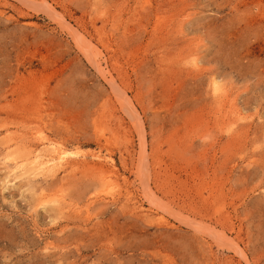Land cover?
I'll list each match as a JSON object with an SVG mask.
<instances>
[{
	"label": "rangeland",
	"instance_id": "rangeland-1",
	"mask_svg": "<svg viewBox=\"0 0 264 264\" xmlns=\"http://www.w3.org/2000/svg\"><path fill=\"white\" fill-rule=\"evenodd\" d=\"M0 264H264V0H0Z\"/></svg>",
	"mask_w": 264,
	"mask_h": 264
},
{
	"label": "bare ground",
	"instance_id": "bare-ground-1",
	"mask_svg": "<svg viewBox=\"0 0 264 264\" xmlns=\"http://www.w3.org/2000/svg\"><path fill=\"white\" fill-rule=\"evenodd\" d=\"M83 41V40H82ZM18 167V166H17ZM30 168V167H29ZM33 169V168H32Z\"/></svg>",
	"mask_w": 264,
	"mask_h": 264
}]
</instances>
